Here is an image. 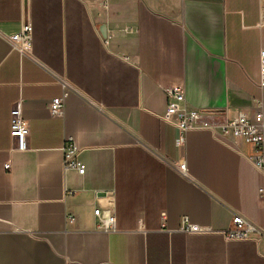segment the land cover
Returning <instances> with one entry per match:
<instances>
[{
    "label": "crops",
    "instance_id": "1",
    "mask_svg": "<svg viewBox=\"0 0 264 264\" xmlns=\"http://www.w3.org/2000/svg\"><path fill=\"white\" fill-rule=\"evenodd\" d=\"M26 22L22 56L11 36ZM262 48L264 0H0V264H264V238L221 233L234 214L264 227L254 144L203 128L180 143L162 118L174 86L218 121L258 100L264 114ZM68 136L83 173L64 166ZM97 207L116 230L97 227ZM182 216L212 231L186 233Z\"/></svg>",
    "mask_w": 264,
    "mask_h": 264
},
{
    "label": "built area",
    "instance_id": "2",
    "mask_svg": "<svg viewBox=\"0 0 264 264\" xmlns=\"http://www.w3.org/2000/svg\"><path fill=\"white\" fill-rule=\"evenodd\" d=\"M13 47L22 56L31 53L33 44V27L31 23H23L20 31L11 36ZM259 85L264 88V48L260 51V79ZM167 108L163 115V120L173 124L179 131V142L183 143L186 133L194 128H203L211 130L218 137L234 138L240 142H249L254 144L257 154L251 157L253 164L264 169V114L263 104L261 100L251 110H239L232 118L218 121L216 110H201L190 106L187 103L184 90L181 86L166 88ZM68 92L53 98L50 103L49 110L51 115L57 117L64 116L65 98ZM23 101L17 100L11 110V135L16 142V149L24 151L28 148V136L30 127L28 121L22 114ZM63 162L66 168H76L79 172L85 171L84 165L77 158L78 147L73 136L65 139L62 147ZM6 169H11V163L5 164ZM180 170L186 173V164L180 165ZM264 196V188L259 190ZM96 225L98 228L112 231L116 230V217L109 209L97 207L94 211ZM162 216H166V212H162ZM69 219L73 221L74 216ZM180 230L186 233H208L212 229L209 226L197 224L189 218L182 216L180 222ZM227 239H260L264 238V227L258 226L241 214H234L231 226L227 230L221 232Z\"/></svg>",
    "mask_w": 264,
    "mask_h": 264
}]
</instances>
